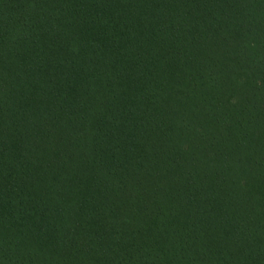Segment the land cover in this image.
Instances as JSON below:
<instances>
[{
	"label": "trees",
	"instance_id": "1",
	"mask_svg": "<svg viewBox=\"0 0 264 264\" xmlns=\"http://www.w3.org/2000/svg\"><path fill=\"white\" fill-rule=\"evenodd\" d=\"M0 264H264V0H0Z\"/></svg>",
	"mask_w": 264,
	"mask_h": 264
}]
</instances>
